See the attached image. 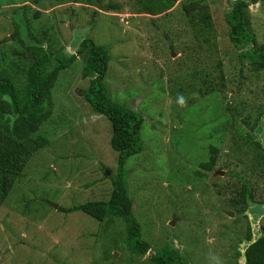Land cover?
Instances as JSON below:
<instances>
[{"label":"rangeland","instance_id":"374dc122","mask_svg":"<svg viewBox=\"0 0 264 264\" xmlns=\"http://www.w3.org/2000/svg\"><path fill=\"white\" fill-rule=\"evenodd\" d=\"M138 1L0 0V73L15 76L18 65L26 75L29 66L14 54L26 51L11 38L15 25L21 24V35L48 32L44 47H52L58 56L75 54L84 39L108 46L112 60L105 85L110 99L145 119L143 152L125 166L135 213L152 248L135 256L137 261L149 264L157 249L171 243L189 264H232L248 225L256 238L264 229V204L250 203L243 213L232 204L239 201L234 197L235 184L242 185L238 174L246 175L249 167L236 160L240 138L234 136L235 122L227 113V108L237 111L241 125L245 122L242 128L264 149V69L259 71L249 57L264 54V2L245 0L249 6L243 12L251 22L246 28L255 41L238 52L228 39L232 30L225 20L238 0H207L217 15L219 40L216 50H203V62L195 63L168 36L171 21L176 22L173 27L187 29L182 5L194 0H179L157 17L146 14ZM240 52L249 55L244 60ZM84 66L80 58L61 72L52 91L51 119L34 136L48 143L28 163L0 209V264H110L105 251L115 250V244L125 246V228L118 221L102 227L83 212L59 210L109 200L119 168L111 146L112 124L94 113L85 98L90 80L83 76ZM17 85L24 94L25 80ZM209 144L219 147L217 154H211ZM243 145L251 149L241 139V149ZM213 157L214 170L197 176L198 166ZM251 157L253 153L247 159ZM252 176L251 185L264 191V178ZM119 250L113 258L127 264V247Z\"/></svg>","mask_w":264,"mask_h":264},{"label":"trees","instance_id":"16d2710c","mask_svg":"<svg viewBox=\"0 0 264 264\" xmlns=\"http://www.w3.org/2000/svg\"><path fill=\"white\" fill-rule=\"evenodd\" d=\"M64 1L68 0H57L58 3ZM88 1L93 3L94 0ZM177 1L179 0H139L138 4H141L146 14L158 16L174 8ZM259 1L264 2V0H251L254 4ZM248 6L249 3L245 0H238L225 17L232 30L228 39L238 52L244 43L255 41L254 36L249 34L246 28L251 22L245 17L243 9H247ZM107 8L112 9L113 6ZM182 9L187 17V29L180 30L178 24L173 27L176 22L171 21L170 29L173 30L168 36L171 35L170 37L174 39L172 41L179 48L182 47L184 51H189L195 63L199 60L203 62L201 57L206 54L203 50L210 53L213 48L217 49L216 44L219 40L215 28V16L217 15H213L207 0L184 3ZM94 16L97 17L95 14ZM15 27L16 31L11 38L23 45L26 51L23 54L19 52L14 54L25 59L29 66H27L26 75L23 74L25 68L22 69L18 65V70L14 72L15 76L0 73V209L16 183L24 177L28 163L48 143L46 139L39 136L34 138V136L51 119L55 102L52 99V91L61 72L68 70L77 59L82 58L85 61L83 76L90 80L85 98L96 114L107 117L112 124L111 146L118 153L119 168L116 177L112 180L113 190L109 200L90 201L68 209L59 207V210L64 213L83 212L99 221L102 227L107 226L111 221H118L125 228L123 236H126V239L122 243H125L131 258L127 264H139L136 257L145 256L152 248L144 237L143 225L135 213V200L130 193L132 187L126 182L125 166L129 158L143 152L140 134L145 119L137 112L120 106L109 97L105 81L112 60L110 48L96 44L93 39H84L80 42L75 54L58 56L53 52L52 47H44V41L48 39L46 34L36 37L35 34L25 32L21 35V24ZM247 55L249 54L240 52L244 60ZM249 57L259 71L264 69L263 53H255ZM209 58L207 54L205 59ZM242 66L240 75L244 78L243 63ZM23 79L27 83V88L24 94H21V89L17 84ZM220 79L223 80V77L221 76ZM227 113L235 122L234 136L240 138L237 139L234 148L236 160L241 165L248 163L249 167L246 175L238 174L242 185L235 184L234 197L238 196L239 201H232V204L238 207L237 213H243L248 210L250 203L257 207L264 204V191H259L250 183L253 173H258L264 178V149L261 142L256 141L255 136L242 128L245 122L241 125L237 111L227 108ZM241 139L251 147L249 151L244 145L243 149L240 148ZM209 151L211 154H217L219 147L210 145ZM250 153L254 155L251 160L247 159ZM216 162L215 157L202 162L198 166L199 170L195 172L196 175L204 177L202 170L213 171ZM254 235V227L249 224L244 240L238 241L235 248L232 264H240L242 259L245 260V264H264V229L263 236L256 238ZM167 245L168 248L157 249L150 256L149 264H189L188 260H184L179 249H175L171 243ZM125 246L115 244V250L105 251V258L113 262L110 264L121 263L113 258L112 253Z\"/></svg>","mask_w":264,"mask_h":264},{"label":"water","instance_id":"95a60500","mask_svg":"<svg viewBox=\"0 0 264 264\" xmlns=\"http://www.w3.org/2000/svg\"><path fill=\"white\" fill-rule=\"evenodd\" d=\"M171 48H172V47H171ZM172 49H173V48H172ZM173 55H175L174 52H173ZM222 173H223V172H222ZM51 206L54 207V208H56V209L59 207V206L56 205V204H51ZM230 215H231V214H230ZM231 216H232V215H231ZM175 221H176V220L173 221L172 225H174ZM258 237H259V236H258ZM253 241H254V240H253ZM243 245H244V244H243ZM116 255H118V254L116 253ZM240 262H241V264H245V260H244V259H242Z\"/></svg>","mask_w":264,"mask_h":264},{"label":"clouds","instance_id":"9594fccd","mask_svg":"<svg viewBox=\"0 0 264 264\" xmlns=\"http://www.w3.org/2000/svg\"><path fill=\"white\" fill-rule=\"evenodd\" d=\"M36 3L38 2V1H35ZM258 3V2H257ZM172 10V9H171ZM92 14V13H91ZM90 14V15H91ZM165 13H163V15H164ZM39 15V13L37 12V16ZM93 15H94V13H93ZM148 15H151V14H148ZM160 15H162V14H160ZM152 16H154V15H152ZM159 16V15H158ZM154 17H157V16H154ZM162 17V16H161ZM160 17V18H161ZM45 34H46V37L48 36V32H45ZM173 53V52H172ZM90 82V81H89ZM95 113V112H94ZM99 115V114H98ZM229 214H231V212H228ZM238 215V214H237ZM176 220V219H175ZM174 226V225H173Z\"/></svg>","mask_w":264,"mask_h":264}]
</instances>
